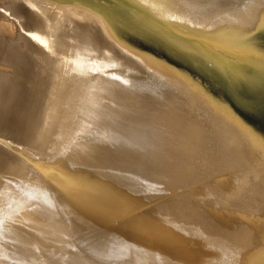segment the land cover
Wrapping results in <instances>:
<instances>
[{
  "label": "bare ground",
  "instance_id": "obj_1",
  "mask_svg": "<svg viewBox=\"0 0 264 264\" xmlns=\"http://www.w3.org/2000/svg\"><path fill=\"white\" fill-rule=\"evenodd\" d=\"M173 1L185 5L0 0V264H264V124L223 99L245 102L232 77L250 74L164 35L147 14L219 36L227 49H212L247 69L264 55V0L236 12ZM114 106L148 118L150 175L129 229L91 232L73 216L86 163L70 162L109 138L102 120Z\"/></svg>",
  "mask_w": 264,
  "mask_h": 264
},
{
  "label": "rangeland",
  "instance_id": "obj_2",
  "mask_svg": "<svg viewBox=\"0 0 264 264\" xmlns=\"http://www.w3.org/2000/svg\"><path fill=\"white\" fill-rule=\"evenodd\" d=\"M172 1L173 0H170V4H172V6H175L176 4L180 5L183 3V2L177 3L176 1H173L174 2V4H173ZM207 1H210L212 3L211 6H214V7L219 6L221 8H225V7L229 8L231 4L238 5V4L243 3V0H230V1H228V3H227V0H226V2L224 0L223 1V2H225V6H224L223 5L224 3L219 2L218 0H207ZM231 1L233 3H231ZM217 2L219 3V5ZM239 2H241V3H239ZM213 3L217 4L218 6L213 5ZM226 3L228 6L226 5ZM183 5H185V3H183ZM188 5H192V4L189 3ZM188 5H186V6H188ZM236 5L233 7H236ZM195 6L199 7V5H195ZM231 7H232V5H231ZM134 9H136V8H134ZM0 59H1L0 60V65H1L0 71H1V69L3 71V69H6V68H2V65H3L2 63H4L2 60H4L5 57L1 56ZM114 110H115L114 113L110 114L107 118H104L102 120L105 124H107L106 127H107L108 131L110 129L109 133H107L109 138L107 140L101 141V145H99L98 148L93 147V148L87 149L85 152H83L81 155V159H79V162L78 161L70 162V167L73 166V167H76V169L81 168L83 162L86 163V164H84V166H82L81 169H82L83 175L85 176V180H86L87 184L83 185L84 190L81 194H79L78 197L79 198H85V197H80V195H83V196H86L85 199H89V200H85V199H83L84 201L82 199L81 200L79 199L80 201L77 200L78 202H76V203L78 205H80L81 202H83L82 204L84 206L81 204L82 206L80 205V207H81V209H80V208H78V205L75 204V206H74L75 211L73 212V216H76V218H78L77 220H79V222L82 220L81 222H83V224L81 222L80 223L83 226H85L86 228L90 229V231L92 230L91 232L97 230L100 227L102 229L106 228L108 230L110 229V231H115L116 228L118 227V226L116 227V225H120V226L122 225V227L124 229H129L128 227H129L130 223L132 222V220H135L134 217L139 216V213H141V211H142V209L141 210L137 209V208H141L140 204L142 203V197H143L142 193H143L144 189L141 186V183H142L141 181H143L144 176L150 175L149 174L150 171L148 170V168L145 167L146 166L145 165V161H146L145 159L147 158L146 154L150 152V149L153 145V142L151 141L152 139L150 138V136L145 135V133H144L146 131V129H148V127H147V124L149 121L148 118H146L144 116L142 117L139 115L137 117L136 116L134 117V114L131 112L128 113L127 110L121 112L118 106H114ZM139 113L143 114V112H139ZM142 124L143 125L145 124V126H141ZM113 131L117 132L116 133L117 136H115L113 134L114 133ZM153 137L157 139V136H153ZM149 138L151 140H149ZM180 152H181V150H180ZM82 160H84V161H82ZM81 161H82V163L80 164ZM91 162H92V164H91ZM85 165L87 166V169H86ZM88 166L90 169L88 168ZM110 168L112 171H110ZM113 169H114V171H113ZM131 170L133 173L130 172ZM120 171H121V173H120ZM114 172L117 174H115ZM118 174L119 175L122 174V175H120V177H119V176H117ZM108 176H109V178H108ZM122 176H123V178H122ZM140 176H142V179H140ZM136 177H138V178H136ZM109 180H111V181H109ZM138 180H141V181H138ZM128 182H129V184H128ZM124 185H126V186H124ZM121 186H123V187H121ZM132 189H133V191H132ZM138 189H140V190H138ZM121 190H122V193H121ZM89 191H92V192L94 191L95 194H97V192L99 191L98 194L101 197H99V195H97V196L93 195L92 192H89ZM135 191H137V193ZM140 191L142 193H140ZM138 195L139 196L141 195L142 197L141 196L139 197ZM90 196L95 197L94 200L96 202H94V200L92 202H94V204L97 203L96 206L93 203H91V200H92L91 198H93V197H90ZM102 196H104V197H102ZM136 197H139V198H136ZM97 199H100V202L97 201ZM134 199H135V201H134ZM136 199H138V200H136ZM88 201H90V202H88ZM104 201L106 202L105 204H104ZM84 202L88 203L89 207L91 205H93V207L91 206L93 208V209H91L92 211L90 209L86 210V209H88V206ZM110 202L114 206L111 205ZM109 203H110V205H108ZM116 203H118L117 204L118 207H117V205H115ZM102 204L105 207H107L106 204L109 207H111V206H113V207H111V210H110V208L108 210V207H107V209L104 208V206L102 208ZM138 204H139V206H138ZM94 206H95V208H97L99 210L94 209ZM98 206L99 207L101 206L100 208H102V209L98 208ZM129 206L131 208H129ZM136 206H138V207H136ZM75 207H76V209H75ZM84 207H85V209H84ZM114 207H116V208H114ZM114 209L116 211L118 210L119 212L117 211L115 213ZM134 209L138 212H136ZM106 210H108L109 213H108V211L106 212ZM127 210H128V212L126 213ZM88 211H90V212H88ZM102 211H104V212H102ZM130 211H131V213H129ZM91 212L92 213L94 212V214H92ZM82 213H83V215H81ZM132 214H134V215H132ZM96 215H98V216H96ZM100 215H102V217L103 216L104 217L102 218ZM112 215L114 217H112ZM120 215L121 216L123 215L122 217H124L125 219H123ZM116 216L121 218V220L117 219L118 217H116ZM92 217H93V219H92ZM82 218H84V219L86 218V219L84 220ZM109 218L111 219L110 222H109V220H110ZM112 218H114V219H112ZM115 219H117L119 222L116 221L117 222L116 223ZM86 222H88L89 224H86ZM109 226H111V227H109ZM68 245H71L72 249H78L79 248V246H77V245H75V246L72 244H68ZM72 246H74V247H72ZM71 248L69 247V248H67V250H72ZM71 254H73L72 257L74 259H76L75 257H80L81 253H79L77 250H74V251H71Z\"/></svg>",
  "mask_w": 264,
  "mask_h": 264
},
{
  "label": "water",
  "instance_id": "obj_3",
  "mask_svg": "<svg viewBox=\"0 0 264 264\" xmlns=\"http://www.w3.org/2000/svg\"><path fill=\"white\" fill-rule=\"evenodd\" d=\"M249 1L251 0H245L243 1L242 5H238L236 7H229L227 8V10L231 12H236L238 8L243 6V4H245L246 2H247L246 4H251L249 3ZM126 2H129V1H126ZM128 4L130 5V3ZM147 14H148V18L150 19V21L154 22L164 31L163 33L164 35L168 37L175 36L173 38L183 39L184 42L189 43L192 46L194 45L198 47L200 50H202L204 55L210 59L212 58L209 57L208 55L214 57V59L219 58L223 61H226V63L229 64L230 69H232L234 72H237L238 75H241L239 74L240 70L242 71L247 70L251 78L247 76L246 78L243 76L242 77L239 76L236 78L232 77V82H236V84H238L237 88L239 92L245 95V99H244L245 102H242L240 99L234 98V97L228 98V97L223 96V99H226L233 108L237 109V111L242 112L244 114V117H246V120L248 121L250 125L256 126V124L259 121L262 124H264V119L262 118V116L264 115V76H262V74L260 73L261 67L264 66V65H261L264 62V55L262 57L255 55L256 57L255 61H253L252 63H248L249 66L246 65L248 66L247 69L240 68L241 65L239 64H237L238 66L237 67L235 66V63L233 65L232 63L233 61L230 60V56L228 54L224 53L223 51L212 49L213 45H217L220 48L227 49V47L222 43V41L218 40L219 36H216L215 34H209L207 32H202L200 30L190 28L187 26L185 27L183 26V24H180V22L176 20L165 22V21L159 20L158 18L152 16L150 13H147ZM263 17L264 16L262 15V18ZM262 26L263 24L261 25V27ZM261 27L255 26L254 28L256 29H253L252 32L256 31V34L262 33L263 30L260 31L262 29ZM179 28L183 29L184 31ZM182 55L184 57H189V55L187 54H182ZM236 62L238 63V61ZM240 63H242L243 64L242 66L245 67L244 64L246 63L244 62H240ZM228 93L230 92L228 91ZM212 107L215 110H217L215 106L212 105ZM261 132L264 134V131H261Z\"/></svg>",
  "mask_w": 264,
  "mask_h": 264
},
{
  "label": "snow or ice",
  "instance_id": "obj_4",
  "mask_svg": "<svg viewBox=\"0 0 264 264\" xmlns=\"http://www.w3.org/2000/svg\"><path fill=\"white\" fill-rule=\"evenodd\" d=\"M38 39V37H36Z\"/></svg>",
  "mask_w": 264,
  "mask_h": 264
}]
</instances>
